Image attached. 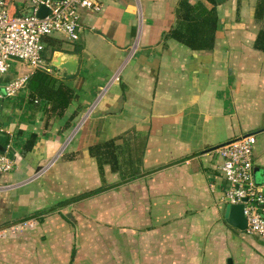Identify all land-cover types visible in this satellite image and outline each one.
Listing matches in <instances>:
<instances>
[{
	"label": "crops",
	"instance_id": "1",
	"mask_svg": "<svg viewBox=\"0 0 264 264\" xmlns=\"http://www.w3.org/2000/svg\"><path fill=\"white\" fill-rule=\"evenodd\" d=\"M98 1L100 11H81L77 40L42 38L48 64L57 55L76 61L73 73L50 72L78 97L70 128L60 132L64 117L28 105L25 88L0 100L15 161L0 173V227L26 221L0 237V264H88L76 241L95 230L116 241L149 238V264H264L261 239L224 221L213 151L255 133L252 178L264 181V51L254 48L264 13L254 18L256 0ZM196 3L214 7L208 49L168 35ZM26 4L9 0L8 10ZM12 78L0 76V87ZM25 133L38 136L28 151Z\"/></svg>",
	"mask_w": 264,
	"mask_h": 264
},
{
	"label": "built area",
	"instance_id": "2",
	"mask_svg": "<svg viewBox=\"0 0 264 264\" xmlns=\"http://www.w3.org/2000/svg\"><path fill=\"white\" fill-rule=\"evenodd\" d=\"M8 1L0 0V76L9 68L10 58L26 63L29 71L5 82L0 87V100L15 96L35 69L51 72L50 64L42 57L43 37L61 33L68 41H75L81 29V11L101 10L98 0H25L30 12L23 15L9 12ZM39 5L47 9L43 16L36 15ZM0 132L8 137L0 149V173H7L15 168V161L9 153L11 134L1 124ZM261 133L264 140V129ZM255 142L256 134L246 133L216 146L213 151L220 158L218 170L224 180L221 201L241 204L244 231L258 236L264 244V181L254 182L251 172ZM25 224L26 221H21L0 227V237L7 230L14 231Z\"/></svg>",
	"mask_w": 264,
	"mask_h": 264
},
{
	"label": "trees",
	"instance_id": "3",
	"mask_svg": "<svg viewBox=\"0 0 264 264\" xmlns=\"http://www.w3.org/2000/svg\"><path fill=\"white\" fill-rule=\"evenodd\" d=\"M211 4H220L223 0H207ZM214 7L205 10L200 3L194 6L186 4L181 14L179 24L173 27L168 35L194 50L210 48L216 27ZM195 11L192 13V10ZM264 13V0H256L254 7V18L260 20ZM254 48L264 51V29L260 30L254 40ZM71 77L65 74L64 79ZM65 81V80H64ZM57 79L51 73L35 69L27 78L24 88L26 90V102L30 106L38 108L45 118L64 117L60 132L70 128L72 120L78 113L77 109L70 110L73 102L77 101V95L66 82ZM65 113L67 116H64ZM0 134H3L0 132ZM3 137V138H1ZM36 133H25L23 149L28 151L37 139ZM7 138L0 135V149L6 143ZM99 189L91 190L69 200L59 201L57 206L75 200L85 195L92 194ZM6 226V225H5Z\"/></svg>",
	"mask_w": 264,
	"mask_h": 264
},
{
	"label": "rangeland",
	"instance_id": "4",
	"mask_svg": "<svg viewBox=\"0 0 264 264\" xmlns=\"http://www.w3.org/2000/svg\"><path fill=\"white\" fill-rule=\"evenodd\" d=\"M29 12L30 10L27 9L20 13L27 15ZM8 62L9 68L1 75L3 78L17 77L29 71L28 65L20 60L10 58ZM106 228L109 229L108 224ZM96 232L97 230L94 233L90 231L91 236L85 234L77 239L76 250L80 260H87L88 264H149V238L146 242L143 240L145 238H131L132 235L127 233L124 235L128 241L126 239L121 241L117 239L116 241L115 237L108 233L106 237H99ZM142 240L143 242H141ZM119 243L122 245L120 246ZM125 248L127 249L125 250ZM129 249L131 250L129 251ZM141 251L147 252V255L140 254ZM79 264L84 263L79 261Z\"/></svg>",
	"mask_w": 264,
	"mask_h": 264
},
{
	"label": "water",
	"instance_id": "5",
	"mask_svg": "<svg viewBox=\"0 0 264 264\" xmlns=\"http://www.w3.org/2000/svg\"><path fill=\"white\" fill-rule=\"evenodd\" d=\"M47 9L43 5H39L36 11L37 16H43ZM50 66L58 69H64L66 73H73L76 67V61L72 57L63 58L57 55L50 61ZM2 92V89L0 88ZM224 221L231 227L243 231L245 228V217L242 214L241 204H228L224 205L223 211Z\"/></svg>",
	"mask_w": 264,
	"mask_h": 264
}]
</instances>
